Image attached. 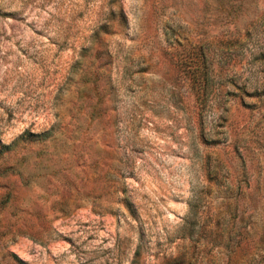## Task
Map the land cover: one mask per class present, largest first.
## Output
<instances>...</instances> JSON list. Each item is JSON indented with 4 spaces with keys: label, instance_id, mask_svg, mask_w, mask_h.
Wrapping results in <instances>:
<instances>
[{
    "label": "rangeland",
    "instance_id": "374dc122",
    "mask_svg": "<svg viewBox=\"0 0 264 264\" xmlns=\"http://www.w3.org/2000/svg\"><path fill=\"white\" fill-rule=\"evenodd\" d=\"M0 264H264V0H0Z\"/></svg>",
    "mask_w": 264,
    "mask_h": 264
}]
</instances>
